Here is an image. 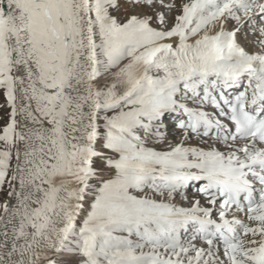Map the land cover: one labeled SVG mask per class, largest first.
<instances>
[{
    "label": "snow or ice",
    "instance_id": "6c2138e0",
    "mask_svg": "<svg viewBox=\"0 0 264 264\" xmlns=\"http://www.w3.org/2000/svg\"><path fill=\"white\" fill-rule=\"evenodd\" d=\"M0 264H264V0H0Z\"/></svg>",
    "mask_w": 264,
    "mask_h": 264
}]
</instances>
